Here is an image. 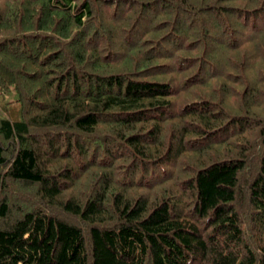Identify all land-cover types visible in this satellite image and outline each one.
Listing matches in <instances>:
<instances>
[{"label": "trees", "instance_id": "1", "mask_svg": "<svg viewBox=\"0 0 264 264\" xmlns=\"http://www.w3.org/2000/svg\"><path fill=\"white\" fill-rule=\"evenodd\" d=\"M0 264H264V0H0Z\"/></svg>", "mask_w": 264, "mask_h": 264}, {"label": "rangeland", "instance_id": "2", "mask_svg": "<svg viewBox=\"0 0 264 264\" xmlns=\"http://www.w3.org/2000/svg\"><path fill=\"white\" fill-rule=\"evenodd\" d=\"M40 134H43V133H41V132H39ZM16 185V184H15ZM14 185V186H15ZM11 188L13 189L12 190V192H15V195H17V196H19V197H22V196H31L29 193H25L24 191H25V189L23 188V186H17V188H14V187H12L11 186ZM11 188H9V189H11ZM60 216L61 217H63V218H68V220L70 221V222H73V223H75L76 222V219L75 218H73V217H70V216H67V215H65V214H60Z\"/></svg>", "mask_w": 264, "mask_h": 264}]
</instances>
